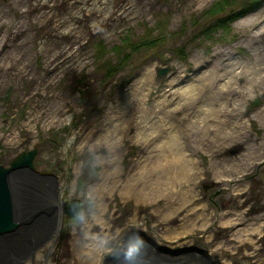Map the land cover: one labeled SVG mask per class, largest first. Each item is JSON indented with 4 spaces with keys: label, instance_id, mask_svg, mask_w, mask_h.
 <instances>
[{
    "label": "rangeland",
    "instance_id": "obj_1",
    "mask_svg": "<svg viewBox=\"0 0 264 264\" xmlns=\"http://www.w3.org/2000/svg\"><path fill=\"white\" fill-rule=\"evenodd\" d=\"M214 1L0 0V165L36 148L39 171L62 186L60 201L77 199L80 207L79 220L62 215L55 236L24 264H104L120 256L129 238L151 249L141 258L147 264H264V0L255 8L252 0H243L245 9L232 5L228 11H243L240 16L205 37L203 14ZM147 38L158 41L129 49ZM240 70V92H221ZM147 72L156 86L144 96L147 107L172 79L176 86L193 85L203 100L210 88L215 97L233 98L232 119L250 135L224 147L214 164L207 150L196 151L203 170L192 183L187 209H203L188 213L183 223L178 214L165 228L156 224L158 211L167 200L181 203L172 192L169 199L150 202L147 195L140 203L108 183L93 193L103 179L125 182L131 162L148 149L116 148L122 170L107 177L112 164L101 159L112 155L100 149L99 123L123 111L125 93L133 95L131 88ZM122 151L130 154L124 160ZM91 235L98 237L93 252ZM173 237L184 239L171 244Z\"/></svg>",
    "mask_w": 264,
    "mask_h": 264
},
{
    "label": "bare ground",
    "instance_id": "obj_2",
    "mask_svg": "<svg viewBox=\"0 0 264 264\" xmlns=\"http://www.w3.org/2000/svg\"><path fill=\"white\" fill-rule=\"evenodd\" d=\"M85 9L90 8L86 7ZM73 56L76 57L77 54L71 53L70 57ZM149 72L144 76V79L139 78L138 83L134 88H131L135 91L132 92L133 95L129 94L131 92L125 93L127 94L124 98L125 106L120 109L123 111L118 110L119 113L107 114L108 116H105L99 123V127L103 131L101 138L104 144L100 149L107 150L108 157L112 155L107 160L101 159L104 165L112 164V167L106 171L108 172L107 177L119 175L122 170L116 162L118 158L116 157V148L122 150V145L139 144L142 148L148 149L144 155L136 156L131 162L125 182L121 183L116 180L113 182L111 179L106 182L103 179L95 184L93 193L101 191L105 183H108V189L111 187V190L118 189L122 192V196L128 193L125 196L126 199L133 197L136 203H140L145 201L146 197L148 198L147 195L150 196L148 198L150 202L160 196L169 199V193L172 192L175 197L178 196L177 200L181 199V203L177 201L180 203L177 204L172 199L167 200L163 209L158 211L160 213L156 224H164L172 217H177L178 214H181L179 219L180 223H183L186 221L188 213H193L196 216L197 211L203 209L194 206L187 209L191 199V196L188 197V193L194 186L192 183L195 179L201 178V170H203L200 168L196 151L198 149L207 150L211 155V163L214 164L212 161L217 159L215 157L224 147L231 143L239 144L241 137L250 135L247 130L242 129V122L232 119L236 109V103L230 102L233 98L230 101L225 100L223 94L218 93L215 97L214 93L210 92V88L208 100H203L199 98V92L196 93L193 85L176 86L175 79H172L163 84L159 94L153 100L151 108L147 107L144 96L156 88L149 78ZM241 72L242 70L239 73H234L219 90L239 93L240 89L235 84L241 80ZM144 81L145 83H143ZM203 81L207 80L203 79ZM144 84L147 85V88H142ZM254 86L252 85V87ZM187 105L190 106L186 109ZM181 107L186 109L182 118L176 116ZM113 112L110 111V113ZM91 134L92 132L89 136ZM126 138L128 144L127 142L124 144ZM227 138H233V140L224 141ZM69 142L70 139L65 141L63 151L66 150ZM192 143H195L194 147ZM128 155H130L129 152L122 151L119 158L124 160V157ZM175 181L179 184L175 185ZM188 186L190 187L189 191ZM61 187L59 185L57 187L59 196ZM154 193L160 195L154 196ZM98 207L103 210V206ZM95 217L96 215H91L92 219ZM190 221L192 223L193 218ZM202 221L206 225V219ZM99 235L103 237L104 234ZM184 237H173L170 243H182ZM97 239L98 237L95 235H91L88 239L87 245L91 252L96 249ZM126 245L130 246L128 243ZM51 248L52 246L50 250Z\"/></svg>",
    "mask_w": 264,
    "mask_h": 264
},
{
    "label": "water",
    "instance_id": "obj_3",
    "mask_svg": "<svg viewBox=\"0 0 264 264\" xmlns=\"http://www.w3.org/2000/svg\"><path fill=\"white\" fill-rule=\"evenodd\" d=\"M36 153V148L20 152L7 166L0 165V264L32 258L58 232L62 215L79 220V201H60L52 174L36 166ZM138 241L127 239L120 256L104 264H147L141 258L149 257L151 249Z\"/></svg>",
    "mask_w": 264,
    "mask_h": 264
},
{
    "label": "trees",
    "instance_id": "obj_4",
    "mask_svg": "<svg viewBox=\"0 0 264 264\" xmlns=\"http://www.w3.org/2000/svg\"><path fill=\"white\" fill-rule=\"evenodd\" d=\"M242 5L245 9L244 2L239 0H216L214 1L205 11L203 14L204 16H208L204 22L207 24L203 29H201L200 33L207 35L218 29H226L228 25L236 19L243 11H228V8L232 7V5ZM257 0H252V6L250 8H255V4H257ZM158 38L154 40H140L137 43H130L129 49H137L139 47L147 46L151 47L152 45L155 46L157 43ZM127 57V55H125ZM124 56V57H125Z\"/></svg>",
    "mask_w": 264,
    "mask_h": 264
}]
</instances>
